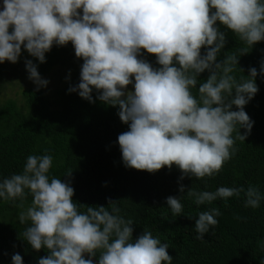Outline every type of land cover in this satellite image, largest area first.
I'll use <instances>...</instances> for the list:
<instances>
[{
    "label": "clouds",
    "instance_id": "9594fccd",
    "mask_svg": "<svg viewBox=\"0 0 264 264\" xmlns=\"http://www.w3.org/2000/svg\"><path fill=\"white\" fill-rule=\"evenodd\" d=\"M217 21L252 46L264 40V0H3L0 63H16L22 46L43 63L54 44L71 42L83 64L79 84L69 91L94 102L95 88L101 92L99 100L119 106L120 120L129 125L118 136L125 166L154 173L176 165L181 180L202 179L217 174L237 151L236 140L245 141L250 134L254 122L244 107L258 92L255 68L249 70V79L238 82L231 75L238 65L236 55L217 62L226 44ZM202 47L207 48L205 55ZM141 49L154 54L161 67L139 59ZM246 53L245 49L241 55ZM26 68L38 88L47 86L31 60ZM205 70L210 75L194 95L192 89ZM260 73L264 74V63ZM132 77L134 91L126 92ZM237 125L246 129L244 134ZM52 165L49 154L30 155L22 174L0 182V198L6 201L19 199L23 207L25 190L33 197L19 221L31 222L23 233L28 244L49 252L38 264H93L91 257L98 252V264H172L168 245L151 231L144 230L133 241L134 222L119 214L117 201L81 212L70 182L49 177ZM179 190L184 192V186ZM243 191L190 189L187 195L204 204ZM245 194L246 207H259L258 188L249 186ZM166 203L173 214L181 213L180 198L169 196ZM219 215L216 208L199 214L197 239L218 224ZM11 259L12 264H23L19 253Z\"/></svg>",
    "mask_w": 264,
    "mask_h": 264
},
{
    "label": "trees",
    "instance_id": "16d2710c",
    "mask_svg": "<svg viewBox=\"0 0 264 264\" xmlns=\"http://www.w3.org/2000/svg\"><path fill=\"white\" fill-rule=\"evenodd\" d=\"M216 26L226 38L217 62L226 55H236L238 65L231 75L238 82L241 78L249 79L251 68L258 73L255 78L258 92L244 107L254 122L251 132L245 141L236 140L237 151L217 174L202 179L186 176L181 180L183 174L176 165L154 173L126 167L118 136L128 131L129 125L120 120L119 106L99 100L101 92L95 88L91 93L94 102L82 98L78 91H69L79 84L83 64L69 42L65 46L54 44L45 53L43 63L23 46L16 63H0V96L12 87L9 74L29 75L27 60L37 67L40 77L55 68L62 69L64 76L61 79L64 84L51 93L41 88H19L20 100L8 98L0 102V182L13 174H22L28 156L49 154L53 157L49 177L70 182L74 189L72 199L81 212H86L88 206L108 207L109 200L117 201L119 214L134 222L133 241L144 230L151 231L168 245L172 264H260L264 259V74L260 73L264 40L249 46L219 21ZM245 49L247 53L241 55ZM206 52L207 48L202 47L201 55ZM138 58L153 68L161 67L156 56L144 49ZM209 75L208 70L199 74L196 88L192 89L194 95L198 96L200 83L206 82ZM232 110L238 109L233 106ZM239 127L237 131L244 134L246 129ZM236 135L234 132L233 137ZM69 170L71 176L66 175ZM181 185L184 192L179 190ZM249 186L259 189V207L245 206ZM220 187L245 191L204 204H197L195 195H187L190 189L201 193L215 192ZM25 191L23 207L19 206V199L0 198V264H12L11 257L16 253L22 256L23 264H38L40 258L49 255L46 248L34 250L24 238L23 233L31 222L20 223L19 214L33 200L28 190ZM169 196L180 198L181 213H172L166 203ZM213 208L221 213L215 217L218 224L210 226L203 239H197L196 219L201 212ZM91 258L98 261L99 252Z\"/></svg>",
    "mask_w": 264,
    "mask_h": 264
},
{
    "label": "rangeland",
    "instance_id": "374dc122",
    "mask_svg": "<svg viewBox=\"0 0 264 264\" xmlns=\"http://www.w3.org/2000/svg\"><path fill=\"white\" fill-rule=\"evenodd\" d=\"M19 70V69H17ZM10 75V83L12 87H8L4 91V95L0 96V102L3 101V99H17L20 100V95H19V88L21 89H27V88H38L37 85L29 79V75H25V77L22 76V74H9ZM44 80H47V86L46 87H39L42 90H44L46 93H51L57 86H61L64 84L61 83V79L64 78L63 76V70L59 68L53 69L48 75L42 76L41 77ZM127 91H134V81L133 84H130L127 86Z\"/></svg>",
    "mask_w": 264,
    "mask_h": 264
},
{
    "label": "water",
    "instance_id": "95a60500",
    "mask_svg": "<svg viewBox=\"0 0 264 264\" xmlns=\"http://www.w3.org/2000/svg\"><path fill=\"white\" fill-rule=\"evenodd\" d=\"M2 10H3V0H0V11H2ZM85 258L88 259L89 256L87 254H85ZM93 263L94 264H98V261H96V260L93 259Z\"/></svg>",
    "mask_w": 264,
    "mask_h": 264
}]
</instances>
